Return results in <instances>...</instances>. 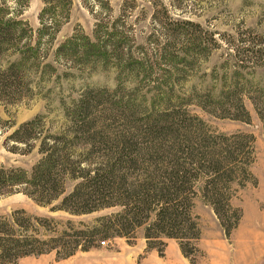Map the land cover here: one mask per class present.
Listing matches in <instances>:
<instances>
[{
    "label": "rangeland",
    "instance_id": "1",
    "mask_svg": "<svg viewBox=\"0 0 264 264\" xmlns=\"http://www.w3.org/2000/svg\"><path fill=\"white\" fill-rule=\"evenodd\" d=\"M20 1H6V17L17 21L19 34L1 54L0 66L24 51L27 87L12 99L0 97V118L5 127L12 125L0 135V166L30 171L40 158L37 146L27 154L13 152L5 136L36 116L45 132L59 131L66 126L63 106L85 89L100 99L99 109L129 103L134 116L142 117L168 107L209 135L243 133L253 139L248 173L235 174L222 197L231 207L221 215L227 226L240 214L228 234L201 192L195 188L191 194L196 228L182 241L188 256L175 238L162 237L148 247L140 226L128 240L108 237L67 258L49 252L9 264H264V134L250 99L264 85V0H71L68 18L55 26L52 40V31L37 37L44 1ZM88 41L102 49L104 58L96 59L93 50L90 58L83 53ZM60 44L64 47L57 53ZM236 97L248 121L235 118L242 113ZM73 183L67 182V191ZM17 209L86 223L119 210L72 216L22 192L0 196V215Z\"/></svg>",
    "mask_w": 264,
    "mask_h": 264
},
{
    "label": "trees",
    "instance_id": "2",
    "mask_svg": "<svg viewBox=\"0 0 264 264\" xmlns=\"http://www.w3.org/2000/svg\"><path fill=\"white\" fill-rule=\"evenodd\" d=\"M6 1L0 0V56L19 34L17 21L6 17ZM43 1L37 37L41 39L52 31V40L55 26L68 18L71 0ZM86 46L89 49H83V53L87 57L94 56L93 50L96 59L104 58L94 42L88 41ZM63 47L60 44L57 53ZM19 54L0 66V97L12 99L27 87V58L24 51ZM259 91L250 99L264 134V85ZM99 104L92 90L85 89L63 106L66 126L59 131L45 132L41 116H36L6 135L4 144L8 149L27 154L37 146L40 158L30 171L1 165L0 196L22 192L39 205L72 216L107 207L119 210L90 223L34 215L24 209L0 215V264L49 252L58 259L67 258L78 250H90L108 237L128 240L140 226H144L148 247H154L151 241L162 237L175 238L188 256L182 241L196 228L190 212L191 194L197 190L211 204L227 234L238 222L240 214L234 224L224 223L221 215H226L225 207H231L227 202L223 204L222 197L235 174L248 173L251 135H209L173 108L163 107L135 117V107L129 103L109 109H99ZM236 104L242 113L235 118L248 121L249 113L239 97ZM3 123L0 118V135L12 126ZM68 181L74 183L67 191Z\"/></svg>",
    "mask_w": 264,
    "mask_h": 264
},
{
    "label": "built area",
    "instance_id": "3",
    "mask_svg": "<svg viewBox=\"0 0 264 264\" xmlns=\"http://www.w3.org/2000/svg\"><path fill=\"white\" fill-rule=\"evenodd\" d=\"M101 243L104 244V241H102Z\"/></svg>",
    "mask_w": 264,
    "mask_h": 264
}]
</instances>
